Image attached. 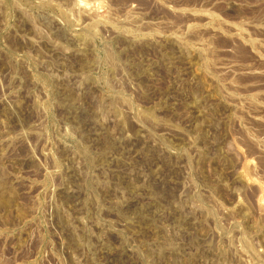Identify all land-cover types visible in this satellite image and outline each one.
I'll use <instances>...</instances> for the list:
<instances>
[{
	"label": "rangeland",
	"instance_id": "374dc122",
	"mask_svg": "<svg viewBox=\"0 0 264 264\" xmlns=\"http://www.w3.org/2000/svg\"><path fill=\"white\" fill-rule=\"evenodd\" d=\"M0 264H264V0H0Z\"/></svg>",
	"mask_w": 264,
	"mask_h": 264
}]
</instances>
